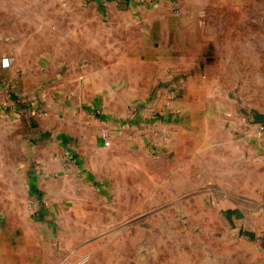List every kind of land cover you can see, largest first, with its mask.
Wrapping results in <instances>:
<instances>
[{
  "label": "rangeland",
  "instance_id": "rangeland-1",
  "mask_svg": "<svg viewBox=\"0 0 264 264\" xmlns=\"http://www.w3.org/2000/svg\"><path fill=\"white\" fill-rule=\"evenodd\" d=\"M144 11L153 20L167 15L170 26H180L175 28L177 34H185L186 41L193 40L184 43L180 50L200 58L202 63L212 55L210 41L216 39L223 51L229 44L238 57L246 56L250 65L257 64L259 69L263 66L264 70V0H0V34L10 35L22 45L25 60L31 61L29 58L40 53L43 60L39 66L44 71L49 68L45 54H56L60 59L80 54V41L72 42L67 35L76 30L79 33L84 22L97 24L99 16L102 23H112V19L125 23L132 19V13L138 18ZM157 25L159 31L154 32V37L160 32ZM123 36L121 32V39ZM153 53L160 54L155 50ZM88 76L95 89L96 84H106L114 75ZM132 76H115V83L121 86L114 93L120 98L128 95ZM152 76L151 96L163 90L169 97L177 98L187 76L192 75ZM211 76L194 75L191 83L196 84L201 77L208 82ZM60 77L57 75L53 81L58 87L66 84ZM243 77V81L232 79L235 88L225 86L239 109L234 116L225 114L227 124L235 122V135L264 137V75ZM221 82L228 85L229 81L222 77ZM50 83V79L40 78L38 88L32 90L30 86L31 92L21 96L10 89L9 103L0 107V151L23 152L31 157L35 151L49 147L38 144L33 135L41 131L43 139L54 140L38 121L39 116L48 114L49 95L44 90ZM192 95L191 99L199 97L194 88ZM204 102L211 104V97L205 96ZM129 109L120 124L111 128L124 131L131 146L123 141L120 148L113 149L110 140L112 146L101 150L104 160L97 171L80 169L72 176V183L61 185L53 193L38 189L24 193L26 215L34 219L23 225L18 234L17 246L23 251L24 264H206L209 249H224L223 233L231 230L224 221L225 213L210 207L205 197L196 198L195 205L191 193H183L185 177L178 174L177 158L165 151L168 123L160 128L153 117L145 115V104L132 101ZM78 112L86 114L85 135L92 133L91 120L104 115L101 111H88L84 105L78 107ZM261 125L263 130L258 134ZM106 131L109 140L110 130ZM71 140L74 141L70 139L66 145ZM71 146L63 150L75 163L78 152ZM84 146L82 151H89L90 146ZM26 163L31 168L32 162ZM9 215L4 217L0 208L1 220ZM193 218L197 220L194 222Z\"/></svg>",
  "mask_w": 264,
  "mask_h": 264
},
{
  "label": "crops",
  "instance_id": "crops-1",
  "mask_svg": "<svg viewBox=\"0 0 264 264\" xmlns=\"http://www.w3.org/2000/svg\"><path fill=\"white\" fill-rule=\"evenodd\" d=\"M97 18V24L84 22L79 26V33L76 30L67 35L72 42L80 41V54L64 59L56 54H45L49 68L44 71L39 66L43 60L40 53L29 58L31 61L25 60L22 45L12 36L0 34V107L9 103L10 89L21 96L31 92L30 86L32 90L38 88L40 78L50 79L51 83L44 90L49 95L48 114L39 116L38 121L54 139H43V133L37 131L34 140L49 147L35 151L31 157L23 152L0 151V191L8 193L0 194V208L4 217L10 214L0 219V264H24L23 251L17 246L18 234L23 225L34 222L25 212V192L30 189L56 192L61 185L72 183V176L80 169L97 171L104 160L101 150L110 148L111 141L113 149L120 148L123 141L132 145L124 131L111 128L120 124L132 101L145 104V115L153 117L160 128L168 123L170 132L167 131L169 139L165 151L177 158L178 174L185 177L187 185L184 184L183 193H191L195 205L196 198L205 197L210 207L225 213L224 221L231 229L223 233L225 247L209 249L210 259L206 264H264V137L235 135V122L229 121L228 125L225 117L226 113L234 116L239 111L236 99L229 97L225 86L235 88L232 79L243 81V75H264L263 66L253 67L246 56L238 57L229 44L223 51L215 38L210 41L212 55L207 62H200V58L180 50L184 43H193V40L186 41L185 34L178 35L175 28L180 26H170L164 14L153 20L146 11L138 18L132 13V19L125 23L112 19L114 22L106 24L100 22L99 16ZM157 24L160 32L154 37V32L159 31ZM121 32L124 33L122 39ZM154 50L160 54L156 56ZM34 75L43 76L35 78ZM57 75L66 81L64 86L53 83ZM88 75L114 76L106 84H96L94 89ZM116 75H133L132 84L127 85L128 95L123 98L114 93L121 86L115 83ZM152 75L192 76H187L182 93L171 98L163 90L151 96L154 92ZM194 75L212 76L208 82L201 77L192 84ZM222 77L229 81L228 85L221 82ZM193 88L199 96L196 99L190 98ZM110 89L112 93L108 92ZM205 96L211 97V104L204 102ZM191 100L195 102L190 103ZM82 105L88 111L104 113L98 119H90L93 128L88 135L83 130L86 114L77 113ZM5 123L10 127V122ZM106 129L110 130L109 146L104 145L102 139ZM70 139L74 140H71L73 146L72 143L66 145ZM75 144L80 147H74ZM84 145L90 146L89 151H82ZM65 146L77 150L75 163L63 150ZM26 160L32 162L31 168Z\"/></svg>",
  "mask_w": 264,
  "mask_h": 264
},
{
  "label": "built area",
  "instance_id": "built-area-1",
  "mask_svg": "<svg viewBox=\"0 0 264 264\" xmlns=\"http://www.w3.org/2000/svg\"><path fill=\"white\" fill-rule=\"evenodd\" d=\"M262 130H263V127L261 125L258 134H261ZM106 137L107 136L103 133L102 134V138H104V140H103L104 145H108L109 144V140ZM28 264H40V263L33 261V262L28 263ZM62 264H65V263H62Z\"/></svg>",
  "mask_w": 264,
  "mask_h": 264
}]
</instances>
